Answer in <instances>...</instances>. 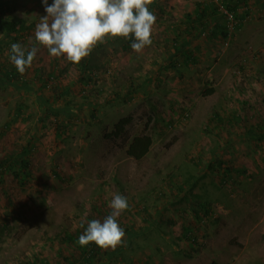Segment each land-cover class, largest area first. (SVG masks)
I'll return each instance as SVG.
<instances>
[{
  "label": "rangeland",
  "instance_id": "374dc122",
  "mask_svg": "<svg viewBox=\"0 0 264 264\" xmlns=\"http://www.w3.org/2000/svg\"><path fill=\"white\" fill-rule=\"evenodd\" d=\"M156 2L166 22L151 49L108 38L83 71L36 42L42 0L3 2L27 28L0 35V162L26 149L29 165L19 177L0 175V264H80L79 235L66 241L85 217L103 222L114 193L130 205L118 217L126 246L94 264H264V141L250 134L264 130V0H246L233 29L218 12L203 34L194 27L187 65L171 40L163 44L164 28L183 33L188 10L218 0ZM217 25L226 37L210 34ZM173 33L180 44L184 35ZM12 43L39 49L24 74L13 70ZM122 118L131 122L117 139ZM140 135L152 145L137 162L125 140ZM223 172L230 180L221 185Z\"/></svg>",
  "mask_w": 264,
  "mask_h": 264
},
{
  "label": "clouds",
  "instance_id": "9594fccd",
  "mask_svg": "<svg viewBox=\"0 0 264 264\" xmlns=\"http://www.w3.org/2000/svg\"><path fill=\"white\" fill-rule=\"evenodd\" d=\"M154 0H42L46 15L36 25L35 40L45 47L50 56H63L72 64H79L90 55L98 44L108 38H134L131 48L141 52L153 43L152 35L156 15L149 10ZM39 49H26L21 43L10 46V61L20 74H24L36 57ZM111 213L100 220L79 223L84 231L78 237L80 246L90 243L101 249L115 250L125 245V231L118 217L129 209L127 197L114 193L109 203ZM85 223L87 224L85 228Z\"/></svg>",
  "mask_w": 264,
  "mask_h": 264
},
{
  "label": "trees",
  "instance_id": "16d2710c",
  "mask_svg": "<svg viewBox=\"0 0 264 264\" xmlns=\"http://www.w3.org/2000/svg\"><path fill=\"white\" fill-rule=\"evenodd\" d=\"M6 0H0V13L1 14H6L5 18L3 20H0V35L6 34V35H14L17 34L19 32H22L24 29H26L27 27H25V23L24 21H22L19 18L16 17H12L10 16L8 13V9L4 7L3 2ZM9 1V0H8ZM246 3V0H227V4L226 7L228 8V11L237 19L236 15H237V10L239 9V7H244ZM5 9H4V8ZM196 9V16L198 17V19L200 18L201 20H206L208 16L217 13V7L214 6L213 8H209L206 7L204 5L201 4H197L195 6ZM203 21L200 22V24H198V30H195L196 33L198 34H203V30L206 27L205 24H203ZM192 23V24H191ZM191 26L188 30L192 31L193 28V21H191ZM189 24V25H190ZM228 29H226V26H221V25H217L215 27V31H211L210 34L215 35L216 33H219V35H221L222 37H226L225 35L227 34ZM173 31H175V33L179 34V37L181 38V35L183 37V35H187L185 40H182V42L179 44L177 42V39H173L175 38V34L173 33ZM171 35H173L171 37V46L174 48V52L175 55H178L179 52L183 51L184 52V62L187 65L188 63H194V56L192 57L190 52H187V49L189 47V44L191 42L192 39V34L189 35V33H186L183 31V33H180L179 30L175 29L173 30ZM178 36V35H177ZM178 37V39H179ZM134 38H130L129 41V45H131V43L133 42ZM186 49V50H185ZM76 66H79L81 68V70H86L88 67V61H81L79 64H76ZM13 70H16V68H14ZM4 81H8L7 83H10V81L12 80L11 78V74L10 73H5L4 75H2ZM51 77L49 76L48 80H50ZM47 80V81H48ZM211 91H208L206 95H211ZM131 120L130 118H122L120 119L114 126V130L111 133L112 137H116L117 139H121L124 134H125V128L130 124ZM250 134L252 135L253 139H256L258 142L264 141V130H258V131H254V133L252 134V132H250ZM152 145V140L149 136L146 135H140V136H136L133 137L128 143L125 140V154L127 157L133 159L134 161H140L142 160L150 151ZM29 154V151L24 149L22 150V152H20L19 155H17V157L13 160H4L0 162V175L2 173V171L4 170H11L12 173L11 175L13 176V178L19 177V172L22 171V173H24L26 171V169L28 168V160H27V155ZM15 170V171H13ZM21 173V174H22ZM27 174V173H26ZM1 177V176H0ZM230 180V175L228 173L223 172V176L221 177L220 183L221 185L225 184L227 182V180ZM98 208V204L97 202L93 205V207L91 208V211H97ZM130 209L126 210L129 211ZM110 214V211H108V215ZM105 215V213L101 214L100 217ZM91 216V215H90ZM91 220V218H89ZM87 225V224H86ZM120 226L122 227V225L120 224ZM84 231V228H82L81 230H79L76 234H73L71 236L68 237L67 239V243L68 245H72L73 243H75L73 241V239H77L78 235H81ZM186 231V230H184ZM187 232V231H186ZM185 232V233H186ZM74 245V244H73ZM76 249H77V255L80 258V264H94V258L101 252L104 251L105 249H101L99 247H97L95 245V243H90L87 246H80L79 244L75 245ZM109 256V254H108Z\"/></svg>",
  "mask_w": 264,
  "mask_h": 264
},
{
  "label": "crops",
  "instance_id": "0c3cea01",
  "mask_svg": "<svg viewBox=\"0 0 264 264\" xmlns=\"http://www.w3.org/2000/svg\"><path fill=\"white\" fill-rule=\"evenodd\" d=\"M172 2H170L169 1V3H168V6H170V7H167L168 9H164V10H166V11H168V14H169V11L171 10V6L173 5V4H171ZM174 3V2H173ZM158 4H157V2H156V0H154V2H153V4H151V5H149V10L150 11H152V12H154V14H155V12L157 13V11L155 10V8H156V6H157ZM159 6H164V7H166L165 5H163V4H161V1H160V4H159ZM175 7V6H174ZM196 9H195V7H194V9L193 10H188V12L187 13H189V14H186V15H184L183 17H182V20L184 19V22H185V24H187L184 28H182V31H184V32H186V33H189V35H191L192 34V31H194V29H192V31H190V30H188L189 28H190V26H191V21H193L194 23H193V28L195 27V28H197V26H198V24H200V22L201 21H203V20H201L200 21V18L198 19V17L196 16ZM156 15H159V16H162V19H159L158 17H157V19H156V23H155V25H154V29L157 27V25H159V23L163 26L164 24H165V22H166V13H165V11L164 12H162V13H160L159 14V12L156 14ZM170 15V14H169ZM164 16V17H163ZM160 21V22H159ZM191 23V24H190ZM190 24V25H189ZM192 27V26H191ZM176 29V28H175ZM174 29V30H175ZM166 29L164 28V39H163V44H165V45H167V41L169 40H171L170 39V37H172L173 35H171V33H172V31L170 32L169 31V34H167L166 32L167 31H165ZM177 30H179V29H177ZM191 33V34H190ZM193 36V35H192ZM185 37H187V35L185 34L184 35V37L182 38V39H186ZM155 40V39H154ZM129 41H130V38L128 39V41H127V43H129ZM168 41V42H169ZM126 46H128V44H125ZM164 45V47H166ZM153 46V45H152ZM172 47V46H171ZM153 48H155V46H153ZM149 49H151L150 48V46H149ZM161 50H164V49H161ZM165 51H166V49H165ZM167 58L168 59H170V58H173V56H167ZM165 59V58H164ZM135 62H136V64H141L140 62H141V58H139L138 59V57H136L135 58ZM154 63V62H153ZM169 63H171V62H169ZM118 64H120V62H118L117 63V65ZM145 64V63H144ZM156 64V63H155ZM149 153V152H148ZM148 155V154H147ZM147 155L145 156V157H147ZM144 157V158H145ZM133 160V159H132Z\"/></svg>",
  "mask_w": 264,
  "mask_h": 264
},
{
  "label": "built area",
  "instance_id": "2783aa9c",
  "mask_svg": "<svg viewBox=\"0 0 264 264\" xmlns=\"http://www.w3.org/2000/svg\"><path fill=\"white\" fill-rule=\"evenodd\" d=\"M227 0H218L217 4V12L222 16V18L226 22L227 28L233 29L235 26L236 18L228 11V8L226 7Z\"/></svg>",
  "mask_w": 264,
  "mask_h": 264
}]
</instances>
